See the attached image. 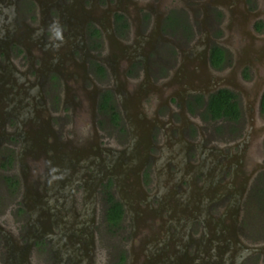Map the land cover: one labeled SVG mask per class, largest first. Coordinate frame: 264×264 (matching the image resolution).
<instances>
[{
    "label": "flooded vegetation",
    "instance_id": "1",
    "mask_svg": "<svg viewBox=\"0 0 264 264\" xmlns=\"http://www.w3.org/2000/svg\"><path fill=\"white\" fill-rule=\"evenodd\" d=\"M263 221L264 0H0V264H264Z\"/></svg>",
    "mask_w": 264,
    "mask_h": 264
},
{
    "label": "water",
    "instance_id": "2",
    "mask_svg": "<svg viewBox=\"0 0 264 264\" xmlns=\"http://www.w3.org/2000/svg\"><path fill=\"white\" fill-rule=\"evenodd\" d=\"M21 142H22V145H24L26 143V141H22V140H21ZM128 149H129V151H131V148H128ZM28 153L33 154V156L36 159L39 158V151H35L34 149L29 148L28 146L25 149L22 150V155L21 156L23 157L25 154H28ZM146 155H147L146 153H144L143 156L141 154V159H140V165L141 166L145 162ZM22 157H20V159ZM28 203L29 204L25 206V209L30 214L31 218L36 219L37 217H39V214H41L42 212H45V210L40 209L42 207L41 205L34 206V204H32L30 201ZM91 207H92V205H91ZM92 209L93 208H91L90 212H83L78 217L75 216V219L74 220H76V219L79 220V219H82V218H84L86 216H89V218H90V215H91V219L89 221L90 222L92 221V223H93L94 222V217H93V211H92ZM54 240H55V237H54ZM256 249H257L256 247H250V248L247 249V253H253V252H255Z\"/></svg>",
    "mask_w": 264,
    "mask_h": 264
},
{
    "label": "trees",
    "instance_id": "3",
    "mask_svg": "<svg viewBox=\"0 0 264 264\" xmlns=\"http://www.w3.org/2000/svg\"><path fill=\"white\" fill-rule=\"evenodd\" d=\"M226 103H228V101H227V99L225 98V103L224 104H226ZM217 104V103H216ZM219 104H221V103H219ZM221 106V105H220ZM234 112H235V115H238V107H237V105L235 104L234 105ZM112 213L113 214H109L108 215V219H110V220H114V221H116L118 218H119V215H120V212H121V209H120V206H119V204L118 203H115L114 204V207H113V209H112Z\"/></svg>",
    "mask_w": 264,
    "mask_h": 264
},
{
    "label": "rangeland",
    "instance_id": "4",
    "mask_svg": "<svg viewBox=\"0 0 264 264\" xmlns=\"http://www.w3.org/2000/svg\"><path fill=\"white\" fill-rule=\"evenodd\" d=\"M253 221L254 222H262V219H261V217L259 216H256V217H253ZM264 222V221H263ZM106 263V262H105ZM107 264H110V263H107Z\"/></svg>",
    "mask_w": 264,
    "mask_h": 264
}]
</instances>
